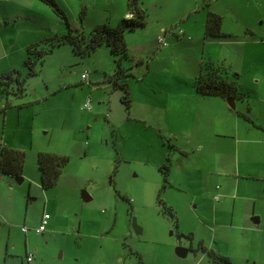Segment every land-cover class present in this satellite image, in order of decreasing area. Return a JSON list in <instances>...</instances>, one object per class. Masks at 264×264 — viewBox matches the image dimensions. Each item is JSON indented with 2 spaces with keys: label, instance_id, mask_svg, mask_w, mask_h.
I'll return each mask as SVG.
<instances>
[{
  "label": "rangeland",
  "instance_id": "obj_1",
  "mask_svg": "<svg viewBox=\"0 0 264 264\" xmlns=\"http://www.w3.org/2000/svg\"><path fill=\"white\" fill-rule=\"evenodd\" d=\"M65 1L73 7L71 14L59 3L70 26L85 32L91 29L87 22L103 19L107 9L115 8L114 0H85L81 28L79 0ZM149 1L148 8L143 0L141 5L150 23L153 10L160 9L164 19H175L189 3L160 0L161 6L154 9ZM211 1L225 11V24L233 13L252 11L250 0ZM123 2L117 0V5ZM203 3L200 9L209 7V1ZM42 7L43 22L27 16ZM5 8L12 15L8 28L23 38L38 41L67 30L41 0H9ZM259 20L253 18L254 25L263 28ZM0 22L5 23L1 14ZM142 28L125 36L135 37L127 42L129 56L122 59L129 75L118 79L128 82V101L123 99L124 89L112 80L119 57L106 45L81 56L69 42H62L44 53L35 63L36 72L28 76L23 60L15 58L12 67L21 69L24 89L18 93L10 88L0 95V148L21 149L25 159L20 182L0 171V264H192L195 253L201 252L197 249L201 238L237 264H250L248 257L258 263L264 260V141L259 140L264 139V130L233 127L224 136L211 134V147L220 160L209 164L215 174L208 166L194 168L191 161L199 165L192 148L198 139H189L195 130L194 116L189 107H175L177 98L179 103L185 100L190 56L186 39L177 42L168 31L166 50L159 52L158 40L148 41L149 25ZM14 45L17 53L27 56L26 49H16L20 43ZM148 62L151 68L145 74ZM256 72L264 95V66ZM253 74L252 69L243 77L249 87ZM254 95L250 92L243 101L248 100L252 116L264 124V101ZM40 151L69 158L49 187L40 182ZM164 163L170 168L166 187L160 170ZM221 202L220 220H213L207 213ZM163 204L173 208L176 221ZM44 212L50 217L46 230L39 233L35 228ZM177 246L188 250L185 257L177 255Z\"/></svg>",
  "mask_w": 264,
  "mask_h": 264
},
{
  "label": "crops",
  "instance_id": "obj_2",
  "mask_svg": "<svg viewBox=\"0 0 264 264\" xmlns=\"http://www.w3.org/2000/svg\"><path fill=\"white\" fill-rule=\"evenodd\" d=\"M8 1L9 0H0L1 2L0 14L3 16L5 20L4 24L0 22V72L5 71L11 68L12 66H14L15 58H20V60H24L26 53L24 52L22 54L21 52L17 53L14 45L15 42L21 44L20 46H16V49L17 48L26 49L28 44L36 42L34 41L35 39L34 37L23 38L21 36L22 34L21 32H19L18 35H16L17 33L14 32V29L8 28L7 26L8 23L6 22H8L9 18L12 16L6 11L7 9L5 8ZM243 1H248V0H243ZM250 1L252 2L250 4V6L252 7V11L250 12L238 11L237 13H233L232 19L231 20L228 19L229 24H225L224 22L225 15L223 12L225 11H222L221 9H219V7H216L214 5V2L211 3L212 2L211 0L209 1L210 2L209 7L206 9L199 8L200 7L199 4L202 2V0H188L187 1L189 2L188 6L186 8L180 9L178 12L179 14L175 19H164L162 17V14H160L161 10L157 9V10H153L150 13L152 14L156 12L153 14L152 22L150 23L149 21H146V24L143 26V28L146 25H149L150 27L148 41H150L151 38H153L154 42H156L157 36L159 34H163L165 39V35H167L168 31H170L169 35L179 39V40L177 39V42L178 41L182 42L184 41V38L186 39V41L184 42L188 46L190 56L186 60L188 63H186L187 74L185 75V79H184L186 83L184 89L185 100H180L179 103L177 98L175 101V107L176 109H181L178 108L177 106H181V107L183 106V108L185 109L189 107L190 113L193 114L194 120L192 123L195 127L194 128L195 130L191 133L190 135L191 138L189 139H194V138L198 139V144L195 147L194 144H192V148L194 151H197V158L199 161V165H196L198 163L194 161H191V163L193 164L194 168H197V170L198 169L200 170V168L202 167L207 168L208 166L207 170H209L211 174H215V171L212 170V167L209 166V164H212L213 166L214 162L216 161L218 163L220 162V160H217L218 156H215L214 154L213 147H211V145L214 143V139L212 138L211 134H213L214 136H224L229 132H231V129L233 127L236 129L237 128L240 129L242 127L246 130L250 128L264 130V124L257 121L256 116L255 117L252 116L253 107L249 104L248 100L243 101L245 96H248L250 92L255 94L254 95L255 98L264 101L263 91L258 89V84L260 83L261 78L259 75H257L256 72L260 66H264V30L262 28V25L260 27H255L254 25V21L260 19L258 21V24H263L264 27V22L261 20V18H264V0H250ZM114 2H115V8L107 9L108 16L103 19H97L98 21L94 20L92 21V23L87 22V24H90L89 27H92L98 22L99 23L108 22L109 25L114 26L118 23V21L122 17L129 15V12L127 11V7H126V0L125 3L124 2L122 4L118 3V5H117V0H114ZM147 2L150 1L143 0L142 2V4L146 6V8H148L146 5ZM58 3H60L66 9L67 12L69 13L71 12L72 14L73 11H70V8H73L72 5L66 3L65 0H58ZM84 4H85V0H79V6L77 8H79V10L84 11V7L82 6ZM152 4L154 5V9H156L155 5H158V7L161 6L160 0H152ZM207 9L221 14L222 31L226 33L227 36L210 38L204 35V22H205ZM227 11L229 10L226 9V12ZM42 12H46L43 7L41 11H28L27 16H29V14L31 16H38L39 19L36 17L34 18L39 23H41L43 22V20L40 19L41 17H43ZM29 18L31 19L32 17ZM83 20L84 18L81 21V28H83ZM177 24H179V26H182V28L181 27L178 29L174 28ZM75 26L78 27L79 25L76 24ZM48 27L50 30H52L50 26ZM181 29L183 30V33L180 32ZM126 35L127 34L125 33V36ZM134 40H135L134 36H131L129 39L125 37L126 43L129 41L134 42ZM159 44H160L158 48L160 49L159 52H163L164 50H166L165 48H163L167 45L166 43L165 44L159 43ZM247 46H249L248 51L245 50V47L247 48ZM205 61H210L213 62L214 64H223L230 71H234L238 73L239 93L237 97L233 98L234 100L233 107L230 106L226 97L220 95H214V94L203 95L195 91L193 83L196 75L200 71L202 63ZM156 62L157 59L154 61V64H156ZM150 68H151V63L148 62L145 70V74ZM252 69L254 70V74L251 77V81L253 83L251 87H249L244 83L243 77L246 72L251 71ZM237 99H241L239 101L240 103H237L236 101ZM210 128L214 130L213 133L211 132ZM259 140L264 141V139H259ZM218 187L220 188V186L215 187L216 191ZM218 195L220 198L219 193L214 194L216 200H218ZM222 204L223 202H221L220 204L215 203V205L213 206L211 205L210 211H208L210 213H207L208 216H212L213 220H218V219L220 220V218H218V214H219V209H223ZM234 206H235V202L233 203V208ZM197 214H198L197 211H195V215ZM233 214L234 211L232 213V217ZM201 215L203 217L205 216L204 214ZM201 215H199V220L202 221L203 217H201ZM256 217L257 216H254L252 218H256ZM230 220H233V218H230ZM253 222L257 223L254 220ZM212 236L215 235H213L212 233ZM199 241H202L204 243L203 238L199 239ZM209 245H212V243H209ZM217 252L221 253L220 250ZM195 255L196 258L192 264H211L204 252L202 251L196 252ZM223 255H226L229 258H231L232 260L231 259L230 260L233 262V264H237L234 258L231 257L228 253H225ZM181 257H185V256H181ZM247 261L250 264H264V260H261V262L258 263L256 259L254 258L250 259L249 257L247 258Z\"/></svg>",
  "mask_w": 264,
  "mask_h": 264
},
{
  "label": "trees",
  "instance_id": "obj_3",
  "mask_svg": "<svg viewBox=\"0 0 264 264\" xmlns=\"http://www.w3.org/2000/svg\"><path fill=\"white\" fill-rule=\"evenodd\" d=\"M48 4L52 11L60 17L66 24L67 30L63 33H54L45 36L40 40L30 43L26 47L27 56L23 60L26 66V75L36 72L35 63L42 57L51 47L59 45L62 42H69L75 53L85 56L96 49L100 45L109 47L111 54L117 55L119 58L115 61L116 66L112 80L115 84H119L124 91L123 99L128 101L129 89L128 82H119L118 79L128 76L129 73L122 66V59L129 56L128 47L125 41V33L133 31L136 28L143 27L146 24L147 11L141 5V0H126L128 16L122 17L114 26L106 22L93 25L87 32L74 29L70 26L68 16L57 0H41ZM205 2L210 0H203ZM207 6V3L206 5ZM84 11L81 10L79 17L82 19ZM264 30V27H263ZM204 35L206 37L215 38L227 36L222 31L221 14L207 9L204 22ZM32 54V56H31ZM238 73L230 71L223 64H214L210 61L202 63L199 73L196 75L193 86L195 91L203 95H220L226 98H235L239 93ZM15 87L12 88V83ZM25 79L22 76L21 69L11 67L0 72V95L2 92H10L11 90L21 93L24 89ZM25 159V152L18 148L1 147L0 148V171L21 177ZM68 156L52 151H40L37 154V164L40 170V182L42 187H49L55 184L58 177L68 162ZM163 175L162 187H166L169 183L168 174L170 168L167 163L160 166ZM168 183V184H167ZM163 208L175 219L176 215L170 205H164ZM198 250L204 252L211 264H233L230 258L223 255L213 248L208 247L202 241H198Z\"/></svg>",
  "mask_w": 264,
  "mask_h": 264
},
{
  "label": "built area",
  "instance_id": "obj_4",
  "mask_svg": "<svg viewBox=\"0 0 264 264\" xmlns=\"http://www.w3.org/2000/svg\"><path fill=\"white\" fill-rule=\"evenodd\" d=\"M180 32L183 33V30L181 29ZM157 40L161 44H165L166 43L163 34H159L157 36ZM82 75H84V74H82ZM85 106L87 108H90V105H89L88 101L85 103ZM49 217L50 216H49V214L47 212H44L42 214L41 219H40V222H39L38 226H36V228H35V231L36 232L42 233L46 229V225H47V222H48V218ZM22 229L25 231L26 230L25 226H23ZM27 260L28 261H31L32 260V255L31 254H27Z\"/></svg>",
  "mask_w": 264,
  "mask_h": 264
},
{
  "label": "water",
  "instance_id": "obj_5",
  "mask_svg": "<svg viewBox=\"0 0 264 264\" xmlns=\"http://www.w3.org/2000/svg\"><path fill=\"white\" fill-rule=\"evenodd\" d=\"M227 100H228V103L230 104V106H234V100H233V98H227ZM17 178V180L20 182L21 180H22V176L21 177H16ZM83 196L86 198V199H88L89 198V196L86 194V193H83ZM253 220L255 221V222H258V217H256V218H253ZM176 253L178 254V255H180V256H186V254H187V252H188V250L186 249V248H184V247H181V246H177L176 247Z\"/></svg>",
  "mask_w": 264,
  "mask_h": 264
}]
</instances>
